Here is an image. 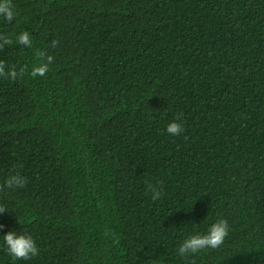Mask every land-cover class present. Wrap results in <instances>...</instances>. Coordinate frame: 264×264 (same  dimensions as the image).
<instances>
[{
  "label": "trees",
  "instance_id": "trees-1",
  "mask_svg": "<svg viewBox=\"0 0 264 264\" xmlns=\"http://www.w3.org/2000/svg\"><path fill=\"white\" fill-rule=\"evenodd\" d=\"M13 4L0 32L32 46L0 48L17 71L0 77V236L39 251L0 241V264H264V0ZM38 52L54 59L31 77ZM216 219L221 247L176 255Z\"/></svg>",
  "mask_w": 264,
  "mask_h": 264
},
{
  "label": "clouds",
  "instance_id": "clouds-1",
  "mask_svg": "<svg viewBox=\"0 0 264 264\" xmlns=\"http://www.w3.org/2000/svg\"><path fill=\"white\" fill-rule=\"evenodd\" d=\"M16 14L13 0H0V21L6 24L15 21ZM13 43L15 45H25L28 49L32 46V34L27 30H23L16 33L13 40L9 35L0 32V48ZM56 43V41H52V47H55ZM37 56L39 59L31 68V77L44 76L54 59L51 55L45 56L43 52H38ZM0 77L15 80L17 78V71L11 68L6 71L3 63L0 62ZM165 131L172 136H177L182 131V125L176 121H172L167 124ZM5 184L8 189L12 190L23 188L26 184V178L16 173L8 176ZM148 191L153 201L160 199L162 196V190L151 184L148 185ZM7 212L5 207L0 205V214ZM17 222L21 225L18 218ZM2 227L3 225H0V228ZM229 231L230 226L227 220L216 219L208 225L206 231L203 233L193 231L181 239L176 248V255L179 258H184L203 250L217 249L223 245ZM0 241H2L4 251L14 260H28L35 257L39 251L33 236L24 231L19 233L15 230L8 231L0 236Z\"/></svg>",
  "mask_w": 264,
  "mask_h": 264
}]
</instances>
